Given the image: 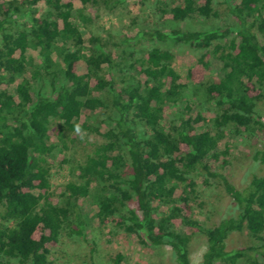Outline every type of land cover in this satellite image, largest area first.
<instances>
[{
  "label": "trees",
  "instance_id": "1",
  "mask_svg": "<svg viewBox=\"0 0 264 264\" xmlns=\"http://www.w3.org/2000/svg\"><path fill=\"white\" fill-rule=\"evenodd\" d=\"M123 1L0 0V264H53L63 232L84 238L92 220L144 248L169 246L173 264H194L197 234L206 240L199 264H264V141L254 154L262 170L244 186L222 172L230 132L264 137V0H223L234 21L206 28L190 20L217 16L215 0H154V27L114 41V31L98 29L99 6L113 11ZM141 39L187 44L199 55L183 75L172 49L138 54ZM212 56L222 76H208ZM93 133L102 140L72 165L75 179L55 199L48 156L58 142L68 147L66 137ZM211 178L231 204L207 223L200 215ZM243 231L253 243L228 248L229 235ZM90 245L87 264H96ZM109 256L125 259L119 250Z\"/></svg>",
  "mask_w": 264,
  "mask_h": 264
},
{
  "label": "rangeland",
  "instance_id": "2",
  "mask_svg": "<svg viewBox=\"0 0 264 264\" xmlns=\"http://www.w3.org/2000/svg\"><path fill=\"white\" fill-rule=\"evenodd\" d=\"M153 3L154 0H125L119 3L113 11H110L103 5L101 7L99 6L101 17L96 22L97 26H99L98 29H102V26H104L108 31H114L113 35H115V37L113 40L115 41L120 38L121 34H136L138 29L153 28ZM214 5L218 11L217 16L212 18L194 16V18L190 20V27L206 28L234 21L233 16L226 9V4L223 0H215ZM80 6V1H76V7ZM186 24L187 23L183 24V26ZM79 25L84 36L87 37V29L80 23ZM260 41L264 42V38L260 37ZM151 45L172 49L178 55L175 63L176 68L183 75L186 74L188 67L195 62L199 55L198 51L189 45H175L172 41L141 39L140 42L135 45V49L138 50V54H141ZM77 66L81 71L86 70V64L83 60H80ZM223 73L224 70L221 60L212 56L208 76H222ZM25 77L29 78V74L25 73L23 75H18L15 81L11 83L10 89L14 91L17 83L22 81ZM185 81L190 83L189 79H185ZM184 104L185 103L182 102L180 107H183ZM257 110L264 116V99L258 103ZM85 112L91 113L88 109H85ZM93 121L100 125L98 120ZM100 127L102 131L106 129L105 124H101ZM101 140L102 136L100 134L93 133L77 137L74 142L66 137L67 148H65L61 142L55 145V148L48 156V162L51 164V184L55 199H57L59 194L63 191L64 184L70 179H75V174H73L71 170L72 165H75L84 158V154L91 148L92 143ZM263 141L264 137L262 134L253 137L248 134L236 135L231 132L223 139L222 143L229 144L232 156L231 163L228 164L222 172L237 186H244L250 179L252 173L261 172L262 165L254 160V154L256 150L262 146ZM59 154H64L68 157L69 162L62 165L55 162ZM203 178L204 175L197 177L199 181ZM204 200L203 213L200 217L207 223L218 221L227 210V207L231 204L230 197L225 192L219 178H211L210 185L205 187ZM131 206H135V204L132 203ZM83 209L88 216L92 215L93 208L90 200L85 201ZM110 229H114L112 223L101 227L95 220H92L89 224V228L85 230L84 238L76 234H69V232L66 231L63 232L59 244L52 247L51 258L53 264H87L91 255L90 244L94 245L96 248L92 255L96 264H112L109 253L113 250H119L123 253L125 256L123 264H173L171 262V248L169 246L153 249L144 248V246L138 242L135 235L124 236L122 233L120 235H108ZM108 238H111V242H108ZM251 243H253V240L246 231L233 232L227 239L228 248L246 246ZM205 248V237L198 234L195 235L190 243V254L194 264L200 263Z\"/></svg>",
  "mask_w": 264,
  "mask_h": 264
}]
</instances>
